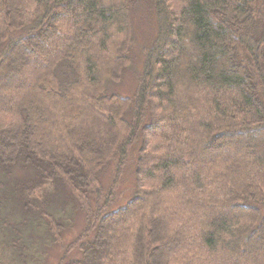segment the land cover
I'll return each instance as SVG.
<instances>
[{"label":"trees","instance_id":"obj_1","mask_svg":"<svg viewBox=\"0 0 264 264\" xmlns=\"http://www.w3.org/2000/svg\"><path fill=\"white\" fill-rule=\"evenodd\" d=\"M55 247L57 264H264V0H0V264Z\"/></svg>","mask_w":264,"mask_h":264},{"label":"rangeland","instance_id":"obj_2","mask_svg":"<svg viewBox=\"0 0 264 264\" xmlns=\"http://www.w3.org/2000/svg\"><path fill=\"white\" fill-rule=\"evenodd\" d=\"M150 21V19H148L147 17H145L143 11L141 10V13L137 19V25H136V29H137V36H138V40L137 43L139 45H136V49L137 51L140 52L139 50L140 48H142L143 46H140L141 44H143L145 42V40H147L148 38L151 39V36L154 33V29L150 28V25L148 24V22ZM151 44L148 43L146 44L147 46H149ZM149 48V47H148ZM142 56V55H141ZM135 59V64L133 66V69H131L128 74L130 76L125 78L124 84L122 85V87L119 89L120 92H128L130 91V89H132L134 87V83H135V78L137 76V74L140 73L141 69H142V64H143V56L142 58H138V57H134ZM134 78V79H133ZM132 158L130 157V164L126 166V168L123 170V172L121 173V177L119 179V183L117 185V187L115 188V198L114 201H116L117 205H123V203H125V201H127L131 196H133L134 193V174H133V165H132ZM114 178V168H111L108 170V172L105 174L104 178H103V182H104V186L105 189H109L110 188V184L112 183ZM109 191V190H108ZM82 221V220H81ZM81 222L74 226L73 228L70 229H66L65 232L63 233L64 237H63V241L65 242V245L69 242H71L76 235L79 233V228ZM63 249L64 248H60V247H55V249L53 251H50V253L53 252V260L51 262V264H57L58 260L60 259L61 255L63 254ZM75 259H78L80 254L77 253L75 255H72Z\"/></svg>","mask_w":264,"mask_h":264}]
</instances>
